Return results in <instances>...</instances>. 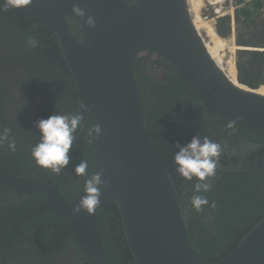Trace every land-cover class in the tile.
Returning <instances> with one entry per match:
<instances>
[{
    "label": "flooded vegetation",
    "instance_id": "flooded-vegetation-1",
    "mask_svg": "<svg viewBox=\"0 0 264 264\" xmlns=\"http://www.w3.org/2000/svg\"><path fill=\"white\" fill-rule=\"evenodd\" d=\"M258 2L261 5L254 8ZM232 17L233 31L229 19L216 23L218 33L228 36L222 38L228 52L227 67L233 76L237 70V85L255 89L261 85L259 92L264 93V49H251L252 54L235 57L234 42L264 47V0L239 4ZM29 36L38 40L37 47L27 46ZM235 59L237 68L233 65ZM133 72L145 128L172 177L183 207L191 215L188 241L200 258L209 261L211 256H205L206 253L222 247L233 246L232 250L257 222L241 231V227L226 219L235 213L244 222L258 215L260 207H264V173L216 171L211 178V191L204 193L209 205L214 202L215 208L205 205L202 212H197L190 203L196 180L187 181L176 172V144L186 145L193 136L208 137L221 145L218 164L230 167L260 163L264 157V137L215 114L174 67L160 57L146 54L137 58ZM76 111L83 113L84 120L75 134L69 165L60 174L38 166L31 157V148L40 139L34 123L52 113ZM87 112V101L69 73L54 32L28 15L0 16V132L9 128L10 137L16 140L15 151L9 150L6 142L0 147V264H93L66 218L47 209L34 213L47 202V195L24 193L17 185L46 183L56 187L69 204L84 191L86 177L74 173L75 165L86 160L88 173L97 171L94 134L89 135L95 123ZM249 144L257 148L251 149ZM244 205L250 212L247 215ZM110 206L117 210L113 203H105L93 216L105 264H135L126 246L118 211L114 215ZM236 233L239 238L233 245L231 238ZM216 235H222L218 242Z\"/></svg>",
    "mask_w": 264,
    "mask_h": 264
},
{
    "label": "water",
    "instance_id": "water-1",
    "mask_svg": "<svg viewBox=\"0 0 264 264\" xmlns=\"http://www.w3.org/2000/svg\"><path fill=\"white\" fill-rule=\"evenodd\" d=\"M74 3L95 18L94 28L72 13ZM9 14L34 17L57 37L69 73L87 101V117L102 129L100 135H94V167L102 170V179L109 183L100 188L101 204L96 210L105 203L116 206L135 264H264V217L231 251L216 260H204L193 251L188 241L191 215L183 207L144 125L133 65L137 58L151 54L169 62L223 120L264 137V95L225 77L195 30L187 0H30L0 12V16ZM221 19H229L233 31V17L214 18L215 25ZM234 42L235 57H246L252 54L251 49H264ZM247 146L257 148L254 144ZM216 171L264 173V157L252 165L218 164ZM17 185L27 194L47 195V202L34 213L47 209L66 218L92 263L105 264L93 223L96 210L92 214L72 213L84 191L69 204L56 187L46 183Z\"/></svg>",
    "mask_w": 264,
    "mask_h": 264
},
{
    "label": "clouds",
    "instance_id": "clouds-1",
    "mask_svg": "<svg viewBox=\"0 0 264 264\" xmlns=\"http://www.w3.org/2000/svg\"><path fill=\"white\" fill-rule=\"evenodd\" d=\"M30 0H3L0 4V12H7L8 9L17 8L22 4L29 3ZM236 9V8H235ZM234 10V9H233ZM72 13L84 20L86 26L94 28L96 20L93 16L87 15L86 9L79 3L72 5ZM232 16V15H231ZM222 17V16H219ZM216 26V25H215ZM27 46L35 48L38 40L35 37L27 38ZM84 115L81 111L70 114L52 113L47 119H39L34 123L39 132V142L31 148V157L35 163L44 168L50 169L55 174H60L69 165L72 159L69 155L73 147L75 134L82 126ZM229 127L232 125L229 124ZM102 132L100 125L95 124L89 131V135L98 136ZM11 129L5 128L0 132V147L7 143V148L11 151L16 150L15 137H10ZM178 151L174 154V163L176 172L185 180L196 182L193 185L194 195L191 197V205L197 212H202L209 201L204 193L211 191V178L215 177L218 165V158L221 155V145L210 140L208 137L193 136L186 145L176 144ZM89 165L86 160H81L75 165L74 173L78 176H84L85 195L81 196L79 203L72 208L73 215L81 211L92 214L101 204V187H107L108 181L102 179V170L89 174L87 169ZM215 208L213 202L209 205Z\"/></svg>",
    "mask_w": 264,
    "mask_h": 264
},
{
    "label": "bare ground",
    "instance_id": "bare-ground-1",
    "mask_svg": "<svg viewBox=\"0 0 264 264\" xmlns=\"http://www.w3.org/2000/svg\"><path fill=\"white\" fill-rule=\"evenodd\" d=\"M187 4L192 23L203 41L207 52L225 77L237 85L238 82L235 78L237 70L234 77L232 71L227 67L228 52L225 50L226 47L224 48L225 45H223L222 38L218 36L216 28L212 26L213 18L209 14L212 10L214 18L224 15L228 16L231 13L233 0H187ZM213 25L215 26V23ZM261 87L260 85L256 89V92L264 95V93L259 92V88Z\"/></svg>",
    "mask_w": 264,
    "mask_h": 264
},
{
    "label": "trees",
    "instance_id": "trees-1",
    "mask_svg": "<svg viewBox=\"0 0 264 264\" xmlns=\"http://www.w3.org/2000/svg\"><path fill=\"white\" fill-rule=\"evenodd\" d=\"M255 1H257V0H255ZM255 1H254V2H255ZM260 3H261V2H258L256 5H254V8H259V6L261 5ZM110 208H111L112 212L114 213V215L117 216V210H116L115 208H113L112 206H110ZM229 209H230V208H229ZM230 210L234 213V211H233L232 209H230ZM244 211H246V206H245V205H244ZM244 213H245V215H247V214H249L250 212L246 211V212H244ZM263 215H264V207H260V211H259L258 215H257L254 219H252V220H249V219H248V220H246V221H244V222H243V221H240V220H238V218H237V216L235 215V213H234L233 216H228L226 220L229 221V222L235 223L236 226H237L238 228L241 227L240 230L243 231L244 229L251 227V225H252L256 220L258 221V219H259L261 216H263ZM216 224H217V227H218V229H219L220 221L217 220V223H216ZM118 229H119V226H118V228H117V232H118ZM238 234H239V233L234 234V235L232 236V238H231V241H232L233 245L236 244L237 239L239 238ZM221 238H222V235H216V236H215V241L218 242V241L221 240ZM232 247H233V246H232ZM232 247H222V248H219V249L214 250V251L211 252V253H206L205 256L210 255V256H211V260H213V259L219 258L221 255H225L226 253H228V252L231 250Z\"/></svg>",
    "mask_w": 264,
    "mask_h": 264
},
{
    "label": "rangeland",
    "instance_id": "rangeland-1",
    "mask_svg": "<svg viewBox=\"0 0 264 264\" xmlns=\"http://www.w3.org/2000/svg\"><path fill=\"white\" fill-rule=\"evenodd\" d=\"M235 2H236V4H237V6H238L239 4L244 3V0H235ZM252 3H254V2H250L249 5L252 4ZM243 5H244V4H243ZM232 8H233L234 10H235V8H236V7L234 6V2H233V4H232ZM233 9H232V10H233ZM234 10L231 12L232 15H233ZM208 11H209V10H208ZM211 11H212V10H211ZM211 11L209 12V14H211V17L213 18V19H212V20H213V21H212V22H213V23H212V26L215 27V26L213 25V24L215 23V22H214V16H213V14H212ZM227 15H228V14H227ZM224 16H226V15H224ZM218 36H219V34H218ZM226 38H228V36H227ZM236 47H237V46H236ZM233 65H234V62H233Z\"/></svg>",
    "mask_w": 264,
    "mask_h": 264
},
{
    "label": "built area",
    "instance_id": "built-area-1",
    "mask_svg": "<svg viewBox=\"0 0 264 264\" xmlns=\"http://www.w3.org/2000/svg\"><path fill=\"white\" fill-rule=\"evenodd\" d=\"M255 0H244V3L254 2ZM238 7V6H237Z\"/></svg>",
    "mask_w": 264,
    "mask_h": 264
}]
</instances>
